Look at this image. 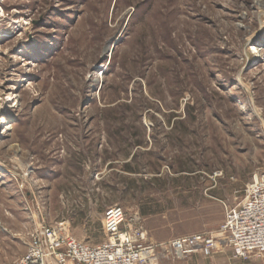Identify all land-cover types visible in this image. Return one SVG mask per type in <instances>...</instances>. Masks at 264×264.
<instances>
[{
    "label": "rangeland",
    "instance_id": "374dc122",
    "mask_svg": "<svg viewBox=\"0 0 264 264\" xmlns=\"http://www.w3.org/2000/svg\"><path fill=\"white\" fill-rule=\"evenodd\" d=\"M262 170L264 0H0V264L42 224L101 244L112 206L214 232Z\"/></svg>",
    "mask_w": 264,
    "mask_h": 264
},
{
    "label": "built area",
    "instance_id": "2783aa9c",
    "mask_svg": "<svg viewBox=\"0 0 264 264\" xmlns=\"http://www.w3.org/2000/svg\"><path fill=\"white\" fill-rule=\"evenodd\" d=\"M101 228L105 240L89 247L74 239L67 227L42 224L26 253L13 264H164L194 255L210 258L221 248L236 259L264 257V170L252 178L237 205L225 207L214 232L152 242L140 219L127 218L118 206L104 210Z\"/></svg>",
    "mask_w": 264,
    "mask_h": 264
},
{
    "label": "bare ground",
    "instance_id": "6f19581e",
    "mask_svg": "<svg viewBox=\"0 0 264 264\" xmlns=\"http://www.w3.org/2000/svg\"><path fill=\"white\" fill-rule=\"evenodd\" d=\"M251 47V46H250ZM254 50H256V49H254ZM11 130V127L10 126H5L4 128H3V134L5 135L8 131H10ZM12 175V174H11Z\"/></svg>",
    "mask_w": 264,
    "mask_h": 264
},
{
    "label": "crops",
    "instance_id": "0c3cea01",
    "mask_svg": "<svg viewBox=\"0 0 264 264\" xmlns=\"http://www.w3.org/2000/svg\"><path fill=\"white\" fill-rule=\"evenodd\" d=\"M69 264H71V263H69Z\"/></svg>",
    "mask_w": 264,
    "mask_h": 264
}]
</instances>
